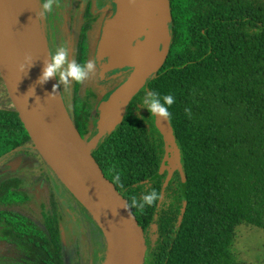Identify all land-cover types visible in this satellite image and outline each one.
Wrapping results in <instances>:
<instances>
[{
	"label": "trees",
	"instance_id": "1",
	"mask_svg": "<svg viewBox=\"0 0 264 264\" xmlns=\"http://www.w3.org/2000/svg\"><path fill=\"white\" fill-rule=\"evenodd\" d=\"M168 2L167 59L92 154L110 181L121 174L124 189L113 183L128 201L150 189L163 196L143 214L133 209L147 237L146 264H239L232 251L237 228L264 230V0ZM85 19L75 56L79 63L96 57L87 44L95 21L91 4ZM129 74L90 87L74 83L69 110L86 141L99 117L98 104ZM153 90L175 97L169 111L182 145L184 178L179 170L169 174L168 144L141 105ZM7 103L0 108V161L25 153L39 157L45 169L38 175L6 172L0 179V264H68L52 175L58 179L9 107L8 93ZM86 215L94 218L89 211ZM95 225L93 238L105 250L109 240Z\"/></svg>",
	"mask_w": 264,
	"mask_h": 264
},
{
	"label": "water",
	"instance_id": "2",
	"mask_svg": "<svg viewBox=\"0 0 264 264\" xmlns=\"http://www.w3.org/2000/svg\"><path fill=\"white\" fill-rule=\"evenodd\" d=\"M171 20L168 0L135 1L124 4L105 24L97 59L103 61L105 70H131L126 81L99 109V120L108 133L122 121L129 101L166 61L171 43ZM35 30L40 42L42 35L38 21ZM26 54L32 57L33 65L29 69L30 64L24 60ZM46 58L40 44L35 51L24 38L7 0H0V76L38 153L103 229L109 240L103 264H146L148 242L145 231L133 209L123 207L129 201L106 177L93 156V149L99 142L96 140L91 146L82 137L59 88L54 98L48 96L56 84L54 78L44 84L37 83ZM21 63H25L23 72L19 70ZM157 122L168 144L165 159L172 168L169 174L179 170L184 178V154L172 122L159 118ZM19 162L20 158L11 162L8 172L15 173ZM165 169L162 167L161 171Z\"/></svg>",
	"mask_w": 264,
	"mask_h": 264
},
{
	"label": "rangeland",
	"instance_id": "3",
	"mask_svg": "<svg viewBox=\"0 0 264 264\" xmlns=\"http://www.w3.org/2000/svg\"><path fill=\"white\" fill-rule=\"evenodd\" d=\"M85 1L86 0H65V8L57 9L54 14H51L48 17L47 21H38L42 35L41 43L39 42V44L47 57L50 50L54 51L58 45L66 42L69 46L70 59H76V42L80 26L83 22L82 11ZM135 1L153 2L158 0ZM159 1L163 2L164 0ZM94 2H98L100 7L104 5V8L99 11V22L95 25V38L98 41L105 24L116 16L122 9L123 5L129 3V0H94ZM35 5L36 11H38L40 8V0H35ZM162 46L163 45H161V48ZM91 50L93 53L96 52V43H93ZM95 58L97 60L96 74L93 75L89 81L85 82V85L88 87L93 85L94 82L106 81L123 70V72L128 71L127 68L121 71L105 70L103 61L98 60L97 56ZM54 79L57 84L58 77H54ZM73 86L74 83L67 91H64L63 84H60L59 86L62 98L70 109L74 94ZM110 97L111 94L101 101L99 109L104 103L109 101ZM6 104H8L6 88L0 76V108ZM11 106H13L12 102L9 104V107ZM105 127H102L99 119L94 122L92 134L88 139V143L91 146L96 144V140L98 143L108 134L107 128ZM26 149L33 154H36V150L33 147H28ZM16 158H20V162L15 169L17 172L25 170L38 175L41 170L45 169L42 160L39 157L22 153L13 158H6L0 161V179L3 177V174L11 168L10 163ZM52 174L54 173L52 172ZM56 178L58 179L57 176ZM52 183L62 204V232L67 263L103 264L107 257L108 247L105 250L102 249L100 243L96 242V239L93 238L92 235L93 226L96 224V228H99V223L93 217L86 215L88 211L87 208L59 179L56 180L53 175ZM76 201L80 204V208L75 204ZM232 251L236 255L239 264H264V230L248 225L239 226L236 231V240Z\"/></svg>",
	"mask_w": 264,
	"mask_h": 264
},
{
	"label": "clouds",
	"instance_id": "4",
	"mask_svg": "<svg viewBox=\"0 0 264 264\" xmlns=\"http://www.w3.org/2000/svg\"><path fill=\"white\" fill-rule=\"evenodd\" d=\"M129 3H135V0H129ZM66 7L65 0H40V8L35 12V19L37 21H47L51 14H54L57 9H63ZM25 63L30 64L28 69L33 65L32 57L26 54L24 57ZM25 63L19 65V70L23 72L25 70ZM97 60L95 57L88 59L86 62L79 63L76 59H70L69 46L66 42L58 45L54 51L48 52V57L44 59V67L42 74L39 77L37 83L44 84L49 79L58 77V83L53 85L52 93L48 96L54 98V94L57 93V89L60 84H63L64 91H67L73 83L83 84L91 79L96 74ZM27 69V71H28ZM34 91V88H33ZM175 103V97L172 94H161L155 90L146 94L142 101V106L146 107L151 114V117H155L161 120L169 121L172 117V113L169 108ZM185 114L191 116L190 108L185 109ZM113 182L119 186L120 189H124L125 185L121 180V174L116 172L113 176ZM163 199L162 194L156 189H150L141 197L137 198L136 195H132L129 198V202H126L123 206L125 209H135L139 213L143 214L146 207H154L157 201ZM132 218V213H129V219Z\"/></svg>",
	"mask_w": 264,
	"mask_h": 264
},
{
	"label": "bare ground",
	"instance_id": "5",
	"mask_svg": "<svg viewBox=\"0 0 264 264\" xmlns=\"http://www.w3.org/2000/svg\"><path fill=\"white\" fill-rule=\"evenodd\" d=\"M7 3L24 38L33 46L34 50L37 51L39 36L35 30V22H37V20L33 16V12L36 11L35 0H7ZM39 58L41 61L43 60L41 56H39Z\"/></svg>",
	"mask_w": 264,
	"mask_h": 264
},
{
	"label": "flooded vegetation",
	"instance_id": "6",
	"mask_svg": "<svg viewBox=\"0 0 264 264\" xmlns=\"http://www.w3.org/2000/svg\"><path fill=\"white\" fill-rule=\"evenodd\" d=\"M92 6V8H94V15H95V21L91 24V28L90 30L88 31V40H87V44H88V48L92 49V46H93V43H96V53H97V49H98V46H99V43L101 41V38H102V35H103V30H102V33H101V36H100V39L97 41L96 38H95V29H96V24L99 22V11L102 10L104 8V5L103 6H99L98 2H94V0H86L85 3H84V6H83V11H82V24L80 26V30H79V33H78V36H77V42H76V50H77V45H78V42H79V37H80V34H81V31L83 29V27L85 26L86 24V19H85V14H86V10H87V7L88 5ZM104 29V28H103ZM126 72H131V70L128 69V71ZM126 72H123L121 73L120 75L126 73ZM120 75H117V76H120ZM130 76V74H129ZM128 76V77H129ZM114 77V76H113ZM112 78V77H111ZM110 79V78H109ZM126 81V80H125ZM110 95V94H108ZM107 95V96H108ZM106 97V96H105ZM104 97V98H105ZM103 100V99H102ZM101 103V102H100ZM100 103L98 104L97 106V112L99 113V106H100ZM100 116V115H99ZM99 119V117L95 118L93 120V127H94V122ZM88 142V141H87ZM9 170V169H8ZM8 170L6 172H8Z\"/></svg>",
	"mask_w": 264,
	"mask_h": 264
}]
</instances>
